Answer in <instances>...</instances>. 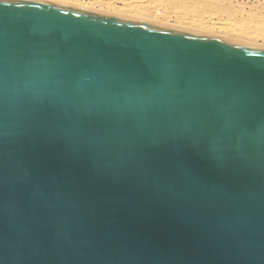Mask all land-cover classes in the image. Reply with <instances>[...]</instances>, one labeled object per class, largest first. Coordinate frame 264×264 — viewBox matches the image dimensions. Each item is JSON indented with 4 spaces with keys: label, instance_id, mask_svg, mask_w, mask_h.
Returning a JSON list of instances; mask_svg holds the SVG:
<instances>
[{
    "label": "water",
    "instance_id": "water-1",
    "mask_svg": "<svg viewBox=\"0 0 264 264\" xmlns=\"http://www.w3.org/2000/svg\"><path fill=\"white\" fill-rule=\"evenodd\" d=\"M0 264H264V49L0 0Z\"/></svg>",
    "mask_w": 264,
    "mask_h": 264
},
{
    "label": "rangeland",
    "instance_id": "rangeland-1",
    "mask_svg": "<svg viewBox=\"0 0 264 264\" xmlns=\"http://www.w3.org/2000/svg\"><path fill=\"white\" fill-rule=\"evenodd\" d=\"M38 1L65 4L87 11L264 49V0ZM121 11L125 13L122 14ZM197 25L202 26L201 29Z\"/></svg>",
    "mask_w": 264,
    "mask_h": 264
},
{
    "label": "bare ground",
    "instance_id": "bare-ground-1",
    "mask_svg": "<svg viewBox=\"0 0 264 264\" xmlns=\"http://www.w3.org/2000/svg\"><path fill=\"white\" fill-rule=\"evenodd\" d=\"M62 4H64V3H62ZM64 5H65V4H64ZM65 6H67V5H65ZM71 7H72V6H71ZM84 10H85V9H84ZM86 10H87V9H86ZM90 12H92V11H90ZM121 12H122V14L125 13L124 11H121ZM121 12H120V13H121ZM95 13H97V12H95ZM126 13H127V12H126ZM100 14H101V13H100ZM197 26H198V25H197ZM197 26H196V27H197ZM201 27H202V26H198L199 29H201ZM206 28H207V27H205V29H206ZM199 29H197V30H199ZM202 29H203V28H202ZM205 29H204V30H205ZM207 30H209V29L207 28ZM206 33H208V32H206Z\"/></svg>",
    "mask_w": 264,
    "mask_h": 264
}]
</instances>
